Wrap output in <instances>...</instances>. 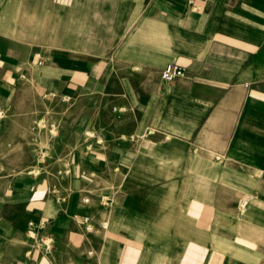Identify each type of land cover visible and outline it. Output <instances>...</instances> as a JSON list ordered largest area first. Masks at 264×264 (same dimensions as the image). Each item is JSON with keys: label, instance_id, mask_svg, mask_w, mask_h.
Listing matches in <instances>:
<instances>
[{"label": "crops", "instance_id": "crops-1", "mask_svg": "<svg viewBox=\"0 0 264 264\" xmlns=\"http://www.w3.org/2000/svg\"><path fill=\"white\" fill-rule=\"evenodd\" d=\"M21 79L72 102L71 190L9 181L0 264H264V0H0V93Z\"/></svg>", "mask_w": 264, "mask_h": 264}, {"label": "rangeland", "instance_id": "rangeland-1", "mask_svg": "<svg viewBox=\"0 0 264 264\" xmlns=\"http://www.w3.org/2000/svg\"><path fill=\"white\" fill-rule=\"evenodd\" d=\"M71 108L72 102L43 100L27 79L0 93V192L9 181L26 175L44 181L59 199L70 192ZM91 253L93 260L96 253ZM95 264L106 263L101 259Z\"/></svg>", "mask_w": 264, "mask_h": 264}, {"label": "built area", "instance_id": "built-area-1", "mask_svg": "<svg viewBox=\"0 0 264 264\" xmlns=\"http://www.w3.org/2000/svg\"><path fill=\"white\" fill-rule=\"evenodd\" d=\"M187 77L186 70L175 64V63H169L167 64L161 71V79L164 82H172L177 79H184ZM2 112L0 111V115ZM94 176V175H92ZM90 201V198L84 199V203L88 204ZM100 201L103 205L109 204L112 202V200L109 197L106 196H100ZM81 224L84 227V230L86 232H93L94 231V224L92 221V217L90 216H82L80 219ZM47 221L46 220H40V222H34L31 221L28 223V230H27V237L30 240L36 241L38 246L45 252H49L52 249L53 246V236L51 232L47 231ZM101 227L103 229L107 228V222H103L101 224Z\"/></svg>", "mask_w": 264, "mask_h": 264}]
</instances>
